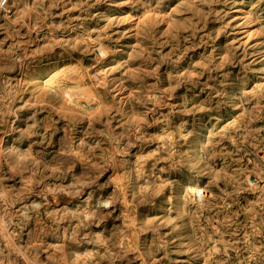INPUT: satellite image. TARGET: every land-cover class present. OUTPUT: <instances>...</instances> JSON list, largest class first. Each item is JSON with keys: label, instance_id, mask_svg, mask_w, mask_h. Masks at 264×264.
I'll list each match as a JSON object with an SVG mask.
<instances>
[{"label": "rangeland", "instance_id": "obj_1", "mask_svg": "<svg viewBox=\"0 0 264 264\" xmlns=\"http://www.w3.org/2000/svg\"><path fill=\"white\" fill-rule=\"evenodd\" d=\"M0 144V264H264V0H1Z\"/></svg>", "mask_w": 264, "mask_h": 264}, {"label": "bare ground", "instance_id": "obj_2", "mask_svg": "<svg viewBox=\"0 0 264 264\" xmlns=\"http://www.w3.org/2000/svg\"><path fill=\"white\" fill-rule=\"evenodd\" d=\"M0 1H1V0H0ZM107 13H108V12H107ZM244 15H245V14H244ZM130 17H131L130 14H128V15L126 16V19L128 20ZM150 20H151V19H150ZM129 21H130V20H129ZM130 22H131V21H130ZM131 24H132V23H131ZM245 33H246V32H245ZM248 33L252 34L253 32L251 31V32H248ZM245 35H246V34H245ZM253 35H254V34H253ZM253 35H252V36H253ZM245 41H246V40H245ZM97 47H98V46H97ZM97 49H98V48H97ZM101 50H102V49H101ZM99 51H100V50H99ZM87 52H88V51H87ZM97 52H98V51H97ZM100 52H101V51H100ZM100 52H98V54H100ZM98 54H97V55H98ZM101 54H104V53L102 52ZM101 54H100V55H101ZM107 54H108V53H107ZM80 77H81V76H80ZM80 79H81V78H80ZM57 85H58V84H57ZM85 87H86V85H85ZM85 87H84V88H85ZM79 88H83V87H79ZM72 90H73V89H72ZM76 90H78V89H76ZM80 90H81V89H80ZM88 90H90V89H88ZM65 91L68 93L67 90H65ZM81 91H83V90H81ZM62 92H63V91H62ZM73 92H74V91H73ZM77 92H79V91H77ZM87 92H88V91H86V93H87ZM71 93H72V92H71ZM81 93H82V92H80V94H81ZM83 93H84V92H83ZM83 93H82V95H83ZM90 93H91V95H92V92H90ZM61 94H62V93H61ZM75 94H76V92H75ZM80 94H79V95H80ZM67 95H68V94H67ZM76 95L78 96V94H76ZM76 95H75V96H76ZM82 95H80V97H81ZM84 95H85V93H84ZM86 95H90V94H86ZM86 95H85V96H86ZM63 96H64V95H63ZM71 96H72V94H71ZM73 96H74V95H73ZM75 96H74V97H75ZM77 96H76V97H77ZM122 96H123V95H122ZM64 97H65V96H64ZM67 97H68V96H66V98H67ZM69 97H70V96H69ZM76 97H75V99H76ZM78 97H79V96H78ZM88 97H89V96H88ZM85 98H86V97H85ZM64 99H65V98H64ZM75 99H74V100H75ZM83 99H84V98H83ZM87 99H88V98H87ZM90 99H91V98H90ZM90 99H89V100H90ZM84 100H85V99H84ZM91 100H92V99H91ZM91 100H90V102H91ZM72 101H73V100H72ZM72 101H69V102L72 103ZM75 102H76V101H75ZM94 102H95V101H94ZM94 102H93V103H94ZM65 104H67V101H66ZM87 117H88V116H87ZM137 126H138V125H137ZM9 131H10V130H9ZM2 137H3V136H2ZM1 140H2V139H1ZM0 145H1V144H0ZM119 153H120V152H119ZM110 155H111V154H110ZM263 156H264V155H262V157H263ZM112 195H113V194H112ZM123 197H124V196H123ZM106 205H107V204H106ZM2 217H3V216H2ZM101 222H102V221H101ZM0 224H2V223H0ZM89 226H90V225H89ZM2 227H3V224H2ZM3 228H4V227H3ZM0 229H1V227H0ZM5 229H6V228H5ZM5 229H1V231H2V236H3V237H6V236H7V234H6V232H5V231H6ZM7 238H8V237H7ZM58 241H59V240H58ZM11 243H12V242H11ZM189 254H191V253H189Z\"/></svg>", "mask_w": 264, "mask_h": 264}]
</instances>
